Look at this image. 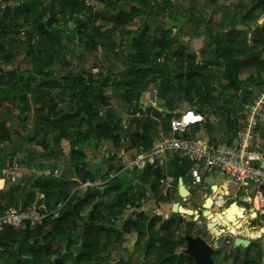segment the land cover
Returning a JSON list of instances; mask_svg holds the SVG:
<instances>
[{"label":"rangeland","instance_id":"obj_1","mask_svg":"<svg viewBox=\"0 0 264 264\" xmlns=\"http://www.w3.org/2000/svg\"><path fill=\"white\" fill-rule=\"evenodd\" d=\"M22 1H25L28 6L21 10L17 15L18 18H15L17 17L14 16L15 7L19 6ZM100 1L97 0L92 3L91 0H0V73L6 74L15 71V80L18 81L16 87L20 89L26 84L34 86L35 83L43 81L47 77V73H50V70L46 68V61L49 62L50 59H52L51 67L54 71H51L53 72L69 65L76 67V70L82 68L92 70L93 73L99 75V81L109 79L108 84L104 86L105 92L112 95L109 109L114 113L116 119H121V126L129 128L131 135H133L138 129L135 123H131L132 120L140 116V113L144 114L149 106H157L163 111V116H166L167 113L164 109L165 102L159 96L158 85L162 74H158L156 70L150 71L154 73V79V76L148 72L150 67L146 63L143 64L141 61L134 60L136 51L132 44V41L141 33L145 35V41L148 39L147 43L145 42L147 50L152 47L154 42L161 41L163 39L161 30L165 28L161 29L163 23L159 24V21L163 19L165 14L159 18L160 16L155 13L158 11L161 0H146L150 3L149 6L147 4L139 5L138 2H135L134 5L141 7V11L144 13L134 18L133 22L128 24L129 27L125 28L115 26L110 20H104L94 15L97 9L105 7V4ZM129 6V2L121 1L116 6H108L106 9L112 13L114 8L129 10ZM260 15L259 22L251 18L242 25H245L241 27L245 31L240 35V39L245 35L250 37L248 34H251V30L245 28L248 24L250 25L255 21L257 23L255 27L264 25V13L261 12ZM158 27L160 28L158 29ZM44 30L48 32V36L42 35ZM54 31L58 32L54 46L51 45L52 42L45 43L43 49H40L38 45L40 38L44 36L46 37L45 41L49 42ZM98 32L104 33L105 36L100 38ZM175 33V30L171 31L172 37ZM93 35V40L101 41L103 46H97L95 50L89 51L86 44H90V36ZM157 56L158 54L152 53L148 64L154 62L159 64L164 61V56ZM219 66L222 68V73L217 74V70L215 71L216 78L211 84V95L216 98L221 106L226 108L231 105L236 111L237 118L242 119V111L246 102L238 94L235 96V90L227 86L229 78L225 74L224 66L220 64L215 66V69ZM171 67L176 73V65L171 64ZM138 69L141 73L137 72ZM143 74L146 75L145 79L149 82L146 89L149 94L142 92L139 94L138 101H130L123 94L124 88L127 87L128 80L141 78ZM53 75L50 73L46 79H53ZM239 81L241 80L239 79ZM252 82L254 84L257 81L253 80ZM257 84L261 89H264V81L260 80V83ZM198 93L196 88L191 92L180 89L179 96L176 98V105L180 108L178 109L180 119L178 121L172 120L171 123H182L179 135H182L184 131L187 134L193 133V125L198 123L200 128L198 132L201 138L212 144L225 141L230 137V131L226 130L223 134L214 131L219 118L222 117L219 112H215L212 116L218 105L212 107L213 101H207L204 106L190 105L188 97L194 96L195 99H198ZM17 95L18 101L15 107L9 101L0 109V122L8 117L5 124L8 140L2 141V144L10 145L12 148L25 146L29 152V159L38 167L37 162L44 161L48 157L46 155L44 158L45 151L39 143L46 131L41 123L38 124V129L35 127L36 123L43 119L41 116L35 115L36 102H34L35 96L32 93L29 91L20 93L18 91ZM0 97H2L1 94ZM23 98L27 103L23 101ZM105 109L102 110V115L106 114ZM189 113L192 117L198 118L186 119ZM187 120H191L193 124L186 125L185 121ZM208 125H212V128H209ZM262 128L261 124L259 130ZM72 132L74 136L72 140L63 139L60 144L55 146L50 137V145L54 147L55 151H60L62 155L55 163H52L54 166L48 170L37 172L35 173L36 176L30 175V180H24L22 185L16 184L19 182L11 179L10 171L4 172L9 174L5 178L4 189L17 187L16 191L19 194L24 191L25 188L23 187L26 185H29V190L35 192V189L31 187L33 179L41 175L55 176V170L59 171V175L55 176L56 178L72 181L70 185L72 200L66 206H63V203L54 205L53 202H50V204H46L44 194L37 192L33 199L37 203L34 205L28 199L26 202L24 195L28 192L25 191L24 195H20L21 198L14 208L45 210L44 221L46 220V223L43 221L45 223L43 234L51 233L49 237L51 243L48 242L49 239H38V243L34 247L37 251L40 249L41 252L38 253H33L32 247L25 241L20 255L22 263L54 264L55 260L58 259L60 260L59 264H76L77 255L82 254V244L86 242L85 234L89 226L87 223L92 222L95 226L100 223L107 226L116 225L122 231L124 222L128 218L134 217L136 213L144 212L149 217L161 215L163 219L170 217L172 213H177L186 222L193 223L191 226L182 224L177 230V234L184 237L176 247V255L179 259L188 254L186 237L188 236L187 228H190L193 237L201 238L209 245L211 256L216 264H243L245 259H256L257 264H264V239L262 238L253 240L254 245L250 249L241 245L234 247V238L237 234L228 231L225 234L224 245L222 247L216 245L212 239L214 232L206 227L208 220L203 216H197L204 209L203 203L206 201H204V196L208 193L211 194V190L207 185L203 189H200V186L194 187L186 174L187 165L184 161H180L177 157H168L166 162L156 169L160 171L159 175L153 171L155 169L147 174H142L143 172L139 170H135L131 174L126 170H120L119 164L104 158L103 148L106 141L98 140L95 133L90 131L88 127L73 128ZM175 132L174 126H171L168 133L157 134L155 138L160 140L165 136L174 135ZM20 136H23L24 140ZM132 139L131 136L124 138L121 145L115 148L126 150V145ZM107 147L111 146L108 145ZM77 166L86 168L90 172L91 179L89 180L93 185L85 186L84 181H77L72 177ZM111 173L114 174L113 177H111ZM19 175L24 178L27 176V174ZM180 177L191 188V193L188 196L181 195L179 192L178 179ZM162 179H166L169 184L168 188L160 183ZM111 181L117 187L112 193L106 195V189L109 188L107 185ZM155 182H158L159 192L158 187L155 192ZM220 183L223 185L222 181ZM145 192L150 195L144 194ZM242 194L243 191L236 194L231 193L226 198L227 206L231 202L237 201L240 205L249 207L247 197ZM118 196H121V200ZM87 199L89 200L87 201ZM143 200L144 206H142ZM159 201L161 205H159ZM176 202H179L176 206L183 205L188 211L184 212L177 207L174 209L176 212H173L172 208H162L164 203H168L172 207ZM62 207L65 213L60 211ZM131 214L132 216H130ZM242 221L244 226L251 231L258 230L264 227V213L257 214L255 218L252 216L246 218L245 216ZM159 226L160 223L153 228L155 236L160 235ZM3 227H0V231ZM35 227L30 228L34 229ZM122 233L123 236L119 241L115 239V235H112V239L108 243L101 244L98 252L92 256L91 260H85L82 264H155V260L160 261L162 259L158 254L154 256L147 254L149 244L147 236L139 238L136 231ZM102 240L105 241L106 237L102 236ZM4 242L11 243L12 249L20 245L18 242L10 240H4ZM47 244L50 247V252L45 254ZM69 245L70 248H68ZM34 255L39 260H35L33 263ZM179 259H176L174 264H180L178 263ZM12 261L10 260L11 264L14 263Z\"/></svg>","mask_w":264,"mask_h":264},{"label":"trees","instance_id":"obj_2","mask_svg":"<svg viewBox=\"0 0 264 264\" xmlns=\"http://www.w3.org/2000/svg\"><path fill=\"white\" fill-rule=\"evenodd\" d=\"M95 3L97 0H91ZM129 2V10L127 9H113V12L108 11V6H116L119 2ZM105 4V7L99 8L94 12V15L98 18L108 19L115 26L125 27L129 23L133 22L134 18L144 13L141 11V7L134 5L138 2L139 5L150 3L146 0H101ZM172 0H161L158 11L155 13L159 16L167 14L171 8ZM28 5L25 1L15 7L14 16L19 15L21 10L26 8ZM248 6V5H245ZM242 8V6H240ZM264 13V0H256L253 4L248 6L247 11L242 16L243 24H246L254 17H257L260 13ZM108 13H111L108 15ZM15 18H18L15 17ZM50 25V24H48ZM245 26V25H244ZM246 30H250L249 25L246 26ZM245 31L244 28H237L233 22L227 24H220L218 31L214 32L210 38L209 43L199 50V54L196 52L188 53L186 47L180 45L175 37H172L170 29L161 30L162 40L154 42L152 47L147 50L145 47V35L141 33L132 42L133 48L136 51V57L134 60H138L148 65V72H156L162 74L159 88V96L165 102L164 109L166 110V116H163L157 106H149L144 114L140 113V116L135 117L131 123H135L137 127L136 133L131 135L130 129L121 126V119H116L114 113L109 109L112 95L105 92L104 86L109 82V79H105L102 82L99 81V75L92 72L87 68L76 70L74 66H67L66 68L58 69L56 72L51 67L52 59L46 61L47 70L54 76L53 79H46L50 73H47V77L43 81L35 83L34 86L26 84L18 89V81L15 80V71L9 73H0V109L9 101L16 106L18 101V91L23 93L29 91L34 97L36 102L35 115L41 116L42 121L36 123V128L39 123L44 127L45 136L40 139V145L44 148L45 156L50 163H55L62 153L55 151L49 143L50 137L53 145H58L63 139H73V128L88 127L90 131H93L100 141H111L114 147L120 146L124 138L132 137L133 139L128 142L125 147L127 150L136 149L138 147L149 148L157 140L154 134L160 131L168 133L171 126L175 128V136H179V132L182 129V123L177 122L176 124L171 123L172 118L175 120L180 119L178 109L176 105V98L179 96L180 89L193 91L194 88L199 92L198 99L190 96L188 101L190 105H206L207 101H213L212 107L218 105L213 111L221 114L220 120L217 122L214 128L215 133H224L227 131L231 132L229 138H231L236 130L239 128L240 119L236 116L235 109L230 105L223 107L211 95L212 86L211 84L215 81L216 72L215 66H224L225 74L228 76L229 81L227 86L235 90V96L239 90L242 89L243 82L239 81V75L243 71L258 70L264 71V25L254 27L251 31V36L245 35L240 39V35ZM58 32L54 31L51 40L45 41L48 36L47 31H42L40 38L39 47L43 49L45 43L54 42L58 38ZM100 38H103L104 33H97ZM91 37L90 44L87 45L89 51L95 50L97 46H103L101 41H94L93 36ZM153 54L158 56H164L162 63L154 62L148 64ZM157 56V57H158ZM221 61H219V60ZM168 60V61H167ZM172 60H175L172 62ZM171 64H175L177 67L176 73L172 70ZM53 70V71H51ZM138 73L141 71L138 69ZM153 75L154 73H151ZM156 73V74H157ZM175 76L173 77V75ZM154 79H155V75ZM146 75L143 74L141 78H133L128 80V85L125 87L123 94L130 101H138L139 94L144 92L149 85V82L145 79ZM172 82V83H171ZM205 88V89H203ZM18 89V90H17ZM207 89V90H206ZM248 94L251 92L247 91ZM239 96V95H238ZM244 102H247L248 97H243ZM44 99V100H43ZM23 101L25 99L23 98ZM27 103V101H25ZM246 104V103H245ZM63 106V107H58ZM107 108V109H105ZM106 111L105 115H102V110ZM11 110V109H10ZM8 117L4 118L0 122V141L8 140V131L5 128ZM190 119V118H188ZM186 125L193 124L191 120L185 121ZM212 128V125H208ZM38 129V128H37ZM199 124L193 125V132L199 131ZM186 131L183 132L182 137H188ZM154 138V139H153ZM228 139V138H227ZM56 148V147H55ZM52 157L53 159H48ZM152 167H148L143 171L142 174H147L152 171ZM160 174L159 170H153ZM77 181H86L91 179L90 172L83 167L77 166L72 176ZM76 181V182H77ZM157 181V180H156ZM71 180H65L63 178H56L55 176L41 175L33 179L32 186L35 192L29 190V185H26L24 191L19 194L17 193V187L11 189L8 195H0V214H4L9 208L14 207L19 201L20 195L28 192L24 195L26 202L27 199L33 200L34 195L37 193L44 194L45 203L50 204L53 202L54 205L63 203L66 206L72 200V194L70 190ZM109 188L106 189V195L112 193L116 189V184L112 181L107 185ZM158 182L154 183L155 192L157 191ZM32 188V189H33ZM29 190V191H28ZM146 191V190H145ZM159 192V187H158ZM145 192L144 194H146ZM93 197V195H92ZM121 200V196H118ZM89 199H87L88 201ZM133 202V201H132ZM164 207L171 209V205L168 203L163 204ZM63 207L60 211H63ZM60 212V213H61ZM65 213V211H63ZM132 216V214L130 215ZM64 219V217H61ZM46 223V220L44 221ZM45 223L37 225L34 229H31L29 222H23L19 227H13L5 225L0 231V264H11L10 260H13V264H28L22 263L20 255L22 253V246L25 241L28 242L29 246L32 247L33 253L41 252L35 250L34 247L38 243L39 238L49 239L51 233L48 232L43 234V228ZM160 223L159 231L160 235L155 236L153 228L156 224ZM88 230L86 232V242L82 244L83 252L79 253L76 258V264H82L85 260H91L92 256L96 254L104 243H108L112 239V235H115V239L119 241L123 236L122 232H133L138 233V237L147 236L149 244L147 246V254L154 256L158 254L162 257L160 261L155 260V264H174L176 259H179L176 255V247L178 243L184 239L183 236L177 234L178 228L182 224L191 226L193 223L186 222L185 219L177 214L172 213L170 217L163 219L161 215L148 216L144 212L136 213L134 217L128 218L124 222L122 231L117 228L116 225L107 226L105 224H97L96 226L91 222L87 223ZM96 227V229H94ZM187 235L192 236L190 228H187ZM95 232L93 233V231ZM94 235V236H93ZM102 236L106 237V240H102ZM264 239V237H262ZM4 240H10L18 242L20 245L15 248H11V243L4 242ZM49 244V243H48ZM47 244L44 251L48 254L50 247ZM254 243L252 242L247 248L250 249ZM70 248V245L68 246ZM41 254V253H40ZM35 260H39L38 257L33 256V263ZM215 262V261H214ZM60 260L56 259L54 264H59ZM178 263L180 264H195V259L190 254L182 256ZM243 264H257L256 259H245ZM35 264V263H34Z\"/></svg>","mask_w":264,"mask_h":264},{"label":"built area","instance_id":"obj_3","mask_svg":"<svg viewBox=\"0 0 264 264\" xmlns=\"http://www.w3.org/2000/svg\"><path fill=\"white\" fill-rule=\"evenodd\" d=\"M238 95L248 97L242 111V119L234 135L222 143L212 144L198 136L172 135L156 140L147 149L138 147L131 150H119L114 146L105 145L104 158L119 164L120 170L143 172L148 167L158 169L168 157H178L180 161L186 163L187 173L195 188L200 186V189H203L207 185L212 193V184L208 182V177H211L219 186L228 182V187H221L226 193L223 198L224 203L217 205V199H214L213 207L218 206L224 209L227 206L226 198L231 193L243 191L242 195L247 197L248 205L258 214L264 213V157L262 159L253 151L264 117V89L254 90L242 87ZM262 150L264 151V148ZM54 175L58 176L59 171L55 170ZM113 176L114 174L111 173V177ZM160 183L165 188L169 187L166 179H162ZM83 184L93 185L89 179ZM147 195L150 194L147 193ZM144 200L142 206L145 205ZM158 203L161 205L160 201ZM249 214L251 215V212ZM45 217L46 211L40 208L23 210L11 207L4 214H0V227L5 225L19 227L23 222H29V226L33 228L42 224Z\"/></svg>","mask_w":264,"mask_h":264},{"label":"crops","instance_id":"obj_4","mask_svg":"<svg viewBox=\"0 0 264 264\" xmlns=\"http://www.w3.org/2000/svg\"><path fill=\"white\" fill-rule=\"evenodd\" d=\"M255 1L256 0H172L169 12L163 16V19L159 21V24L163 23L161 29L165 28L170 29L171 31L175 30L176 33L174 34V37L178 40V43L180 45L186 47L188 53L196 52L197 54H199V50L197 49L204 48L209 43L212 34L218 31L220 24H227L234 21V24L237 28L244 27L242 26V16L248 9V6L253 4ZM240 6H242V8ZM159 18H162V16H160ZM260 18L261 15L259 14L257 17H254L252 19H255V21L259 22ZM254 22L250 25L248 24L251 27V31L257 24L256 22ZM128 27V25L125 26V28ZM159 28L160 27H158V29ZM248 35L251 36V34ZM215 71L217 72V74L220 72L222 73L221 66L215 69ZM239 79L243 82V89L252 88L256 90L257 88H260L259 84L257 83H260V80L264 81V71L246 70L240 73ZM253 80L257 82H254L253 84ZM143 93L147 95L149 94V92H147L146 90ZM261 124L263 128L259 130L258 141L253 151L257 156L263 159L264 151L262 149L264 148V118ZM157 134L162 135L163 132L160 131L159 133H155L154 137H156ZM188 134V137H200L199 132ZM20 137L24 140L23 136ZM228 139L230 138L228 137ZM219 142L222 143L221 141ZM3 143L6 144V142ZM105 145L114 146V144L110 140L106 141ZM11 148L12 147L10 145H3L2 141H0V195L3 194L9 196L11 189H13L11 187L7 188L6 190L4 189L6 182L5 178L9 176L8 173H4L5 171H10V177H12L11 179L19 182L16 184L22 185L24 183V180H30V175L36 176L35 173L43 172L54 166V164L48 161H38V167H36L34 162L29 159V152L28 149L25 148V146H22L21 148ZM19 174H27V176L24 178L20 177ZM186 174L190 178L187 172ZM184 184L187 185L185 181ZM30 201L33 205L37 203L35 202V200ZM162 208L167 209V207L164 206ZM250 209V206L247 207L248 212L246 211V218L251 217V215L249 214ZM234 247L236 246L234 245Z\"/></svg>","mask_w":264,"mask_h":264},{"label":"water","instance_id":"obj_5","mask_svg":"<svg viewBox=\"0 0 264 264\" xmlns=\"http://www.w3.org/2000/svg\"><path fill=\"white\" fill-rule=\"evenodd\" d=\"M208 182L210 184H212V189L215 187L214 186V180L211 177H208ZM178 184H179V192L181 193V195H189L191 193V191L189 192L186 188H185V184H184V180L182 177H180L178 179ZM208 199H206L205 203L203 204V211L201 212L199 216H203L204 218H206L208 220V222L206 223V227L207 229L211 230L210 228V215L208 214V212H210L206 206ZM179 204V202H176L172 205V211L176 212L175 206ZM215 204V201L212 200L211 201V207H213ZM225 209V210H224ZM224 209H222L224 212H226L224 214V217L226 220H228L227 224H217L215 228H219L220 232L219 234L214 233L212 239L215 241L216 245L218 247H222L224 245L225 242V234L228 232L229 230V226L228 224H234L235 221H241L244 220L245 218V212L246 209L244 207H241L237 204L236 201H233L232 203H230V205L228 207H225ZM222 211V212H223ZM253 211H255V209L252 207L250 209V212L252 213ZM217 215H221L220 212L216 213ZM242 225L240 227H238V229H241ZM261 229H264V227H261ZM263 235H259L256 238H253V236H249V237H245L241 234L236 235L234 238V245L236 247L238 246H243V247H248L253 240L255 239H261ZM186 240L188 242V254H190L192 257H194L195 259V264H216L211 256V249L209 247V245L201 238H196V237H192V236H187Z\"/></svg>","mask_w":264,"mask_h":264},{"label":"bare ground","instance_id":"obj_6","mask_svg":"<svg viewBox=\"0 0 264 264\" xmlns=\"http://www.w3.org/2000/svg\"><path fill=\"white\" fill-rule=\"evenodd\" d=\"M214 184V188H213V193H211V194H206L205 195V199H204V201L206 200V199H208V201H207V203H206V206H207V208H208V210L210 211V212H208V214L210 215V228H211V231H213L214 233H216V234H219V232H220V230H219V228L217 227V228H215L216 227V225L217 224H227L228 223V220H226L225 219V217H224V214L226 213V212H224L222 209H219V208H214V207H211V201L212 200H214V199H217V205H220V204H222V203H224V201H223V198H224V195L226 194L225 193V190H223V188H221V187H228V182H225V185H223V186H219L218 184H217V182H214L213 183ZM185 188L190 192V188L185 184ZM185 196V195H184ZM188 196V195H187ZM209 196V197H208ZM210 196H213V197H210ZM203 201V202H204ZM237 202V201H236ZM232 203V202H231ZM204 204V203H203ZM237 204L239 205V206H241V207H244L245 209H246V211H247V207H245V206H243V205H240L238 202H237ZM230 205V204H229ZM228 207V206H227ZM177 208L178 209H181L182 211H184V212H187L188 210L183 206V205H179V206H177ZM218 210V211H217ZM225 210V209H224ZM223 211V212H222ZM217 212H220L221 213V215H217L216 213ZM257 212L256 211H253L252 213H251V216L253 217V218H255V217H257ZM245 216H246V212H245ZM245 219V218H244ZM242 225V228L241 229H238V227H240ZM228 226H229V230L228 231H231V232H233L234 234H237V235H239V234H241V235H243V236H247V237H249V236H253V238H256L257 236H259V235H263L264 233V229H259V230H255V231H251L248 227H245L244 226V223H243V221L241 220V221H235V223L234 224H228ZM245 227V228H244Z\"/></svg>","mask_w":264,"mask_h":264},{"label":"snow or ice","instance_id":"obj_7","mask_svg":"<svg viewBox=\"0 0 264 264\" xmlns=\"http://www.w3.org/2000/svg\"><path fill=\"white\" fill-rule=\"evenodd\" d=\"M188 118H191V119H197L198 117H192V116H191V113H189L188 116L186 117V119H188Z\"/></svg>","mask_w":264,"mask_h":264},{"label":"flooded vegetation","instance_id":"obj_8","mask_svg":"<svg viewBox=\"0 0 264 264\" xmlns=\"http://www.w3.org/2000/svg\"><path fill=\"white\" fill-rule=\"evenodd\" d=\"M261 229V228H260ZM259 230V229H258ZM233 233V232H232ZM264 233V232H263ZM234 234V233H233ZM245 237H247V236H245Z\"/></svg>","mask_w":264,"mask_h":264}]
</instances>
